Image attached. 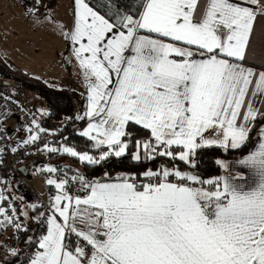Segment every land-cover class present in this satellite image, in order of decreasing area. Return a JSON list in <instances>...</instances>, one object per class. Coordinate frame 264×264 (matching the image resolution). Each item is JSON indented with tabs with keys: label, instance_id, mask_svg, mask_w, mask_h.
Instances as JSON below:
<instances>
[{
	"label": "snow or ice",
	"instance_id": "obj_1",
	"mask_svg": "<svg viewBox=\"0 0 264 264\" xmlns=\"http://www.w3.org/2000/svg\"><path fill=\"white\" fill-rule=\"evenodd\" d=\"M31 2L25 12L39 19L40 0ZM258 15L264 18V0H106L99 7L74 0L63 36L88 89L76 119L87 120L79 135L99 154L44 149L97 165L128 154L129 128L137 126L148 135L134 141L132 160L167 157L190 171L162 165L143 179L50 177L56 194L40 214L46 230L28 237L36 249L28 264H264V127L238 161L247 174L203 179L194 171L198 150L241 149L264 122V63L247 66ZM32 124L25 145L46 132ZM73 184L83 195L71 194ZM11 211L0 207V217L27 231Z\"/></svg>",
	"mask_w": 264,
	"mask_h": 264
},
{
	"label": "crops",
	"instance_id": "obj_2",
	"mask_svg": "<svg viewBox=\"0 0 264 264\" xmlns=\"http://www.w3.org/2000/svg\"><path fill=\"white\" fill-rule=\"evenodd\" d=\"M91 2L95 3L97 7H99L100 4L106 2V0H91ZM121 2H127V0H121ZM15 5L21 4L17 0H0V19L6 18V16H9V14L11 16L14 14L15 17L18 18L19 15ZM252 7L255 8V6ZM104 10L107 11V9ZM73 13L74 0H57L54 7L49 10V15L55 18L54 22L44 21L40 23L43 25L42 27L38 25V28L34 29V32H32L33 35L37 34L34 36V38L40 36V34L42 33L41 35H43L47 43V50H50L44 52V55H47L49 58H51V61L47 62L46 60H44V55L41 64L36 58H32L35 55L43 54V52L37 53L34 51L33 48L35 44H31V41L28 39V36L31 35L30 32L24 33L20 27H15L14 25H11L10 37L13 39L15 45L11 50L10 57L13 62H16V66L21 72L27 74L28 76L38 78L50 89L59 92L67 91L73 94L75 97H82L84 99V114L87 105V83L84 78L83 70L79 67V62L76 60L73 54L71 45L63 36V32L69 31L72 27ZM59 25H64L65 27L61 28L59 27ZM56 36L58 37L59 41L58 47H56ZM24 54H26L25 57ZM262 55H264V18H261L258 15L252 43V52L249 55L247 66L251 67L264 63V60H262L261 58ZM17 57H20V59H18ZM66 58L69 60L68 63L66 62ZM44 69H47V71H45ZM48 84L54 85L49 86ZM34 99L36 101H34ZM32 100V108L34 107V111L37 112L38 110L36 109L34 103L39 102L42 106L43 103L41 102V99L36 96H33ZM43 108L45 109L44 106ZM37 114L39 115L38 112ZM46 114L47 112H45L44 115L46 116ZM37 117L35 116L36 121L40 125V127L47 128L41 125ZM0 122L8 131V146L4 151L6 160L10 161L9 159L12 155L11 153L13 152L12 149H17L19 146L25 145L23 144V141L30 135L28 131L30 126L24 125L11 109H7L6 107L2 106H0ZM85 122L86 124L84 128L87 126L86 119ZM261 127H264V123ZM257 132L256 146L258 145ZM29 144L31 145V149L29 150L28 155L19 165L17 171L12 175L8 184V193L10 192V188L12 192V194L9 195L13 200L17 199L19 202V204H17V206H20L18 212L19 219L27 229V231L22 234V237H24L23 235L26 234L27 236L24 239L27 242L28 237H33L37 226L44 220L43 217H40V214H48L50 212L51 199H49V186L47 184V180L50 177H45L44 174H51V178H58L55 174L62 173V171L67 172L68 169L77 174L81 172L80 165L81 163H83L80 162L77 158L71 157L70 155L63 153L62 151L57 153H49L42 146L37 145V141L35 143ZM63 146L72 147L76 150L75 146L61 139L60 143L56 147L62 148ZM92 149L97 150L94 147H92ZM134 151L135 145L133 140V143L129 146V153H133ZM86 152L91 154L90 151ZM242 158L243 157L236 160H221L225 164H227L228 167H221L222 173L220 176L228 175L230 172L232 174H235L236 172L241 171L247 174V169H245L238 163V161ZM47 166L56 167L61 171H58L57 173L39 171L40 169H44ZM123 175L129 174L116 173L111 176L103 175L97 180L115 181L117 177ZM0 196L2 195L0 194ZM32 205H35L36 207L33 208ZM24 212H27V217L22 214ZM38 217L40 219H37ZM0 219H2L1 221H3V223L0 224V228L6 237L5 241L2 242L0 240V244L3 245V248L0 249V253L3 254L2 251H4L5 256L8 257L7 261H9L15 258V256H17L18 254V246L15 245V240L18 237V233L12 225L8 224L7 221L4 220V217H1ZM12 250L16 251L17 254L15 256L11 254Z\"/></svg>",
	"mask_w": 264,
	"mask_h": 264
},
{
	"label": "trees",
	"instance_id": "obj_3",
	"mask_svg": "<svg viewBox=\"0 0 264 264\" xmlns=\"http://www.w3.org/2000/svg\"><path fill=\"white\" fill-rule=\"evenodd\" d=\"M57 0H49V2L43 4V10L40 17L45 16L46 13L54 7ZM25 8H32V2L29 0H23L22 4ZM39 8V4L37 5ZM17 74V75H16ZM20 74V75H19ZM22 72L16 71V73L10 71V68L3 62L0 57V89L6 91L16 98L21 99L32 112L34 111L33 97L30 102L27 98V94L36 96L41 99L43 106L47 109L46 116L37 117V112L35 116L38 118L41 125L53 130L55 134H58L61 139L75 146L78 152L91 151L93 144L86 137L79 135V132L84 128L86 122L85 120H77V116H82L84 111V99L82 97H75L73 94L67 91H54L50 89L45 84L38 82L37 80H29V78L24 77ZM32 104V105H31ZM264 122L257 121L256 128L251 133V139L249 143L237 150L224 151L219 148H204L198 150V156L196 157L198 166L194 170L197 175H200L203 179L213 178L215 176H220L222 173V168L216 163L217 160H236L244 155H247L256 146V132L262 126ZM129 131L132 132V138L136 139H147V132L139 129L136 126H131ZM132 153L126 154L123 157H109L107 160L102 161L97 165H87L81 163V172L79 174L83 175L86 179L90 181L97 180L103 175L111 176L116 173H126L129 175H135L138 179H143L142 173L149 169L155 171L162 165L164 167H172L175 165L181 170L190 171L182 162L176 160L173 161L167 157H157L155 160H141L134 161L131 157ZM15 173V172H14ZM14 173L10 174V179ZM62 173L68 174L70 177L73 176V171L68 169L62 171ZM10 181V180H9ZM9 194H12L11 188ZM13 197V196H12ZM14 198V197H13ZM15 204H19L17 199H14ZM18 212L20 206L18 205ZM21 237V241L18 244V254L12 260L5 262V264H12L17 260L23 251L28 249H34L35 247L25 241L26 234ZM34 237V234H33ZM32 237V238H33ZM74 239V237H73ZM0 247H3L0 244Z\"/></svg>",
	"mask_w": 264,
	"mask_h": 264
},
{
	"label": "built area",
	"instance_id": "obj_4",
	"mask_svg": "<svg viewBox=\"0 0 264 264\" xmlns=\"http://www.w3.org/2000/svg\"><path fill=\"white\" fill-rule=\"evenodd\" d=\"M0 106L6 107L7 109H11L24 125L34 127L32 121L33 119L36 120V118L32 110L20 99L16 98L14 95L6 91H3L1 89H0ZM44 129L46 130V132L40 133V139L37 141V145L42 146L43 148L45 144H48L51 147L58 146V144L61 141L60 136L58 134H55V132L49 128H44ZM8 140H9L8 131L6 130L4 125L0 122V194L2 195V197H4V199H2L0 202V207L5 208L7 210L8 215H12L11 210L12 208H14L15 215L19 217L18 207L8 193V184L10 180V174L17 171L19 165L28 155L29 150L31 149V145L27 144V145L19 146L15 152L11 153L12 155L9 159L10 161H7L4 150L8 146ZM90 152L92 155L99 154V150L92 149ZM55 175L58 178L65 177V173H58ZM44 176L49 178L51 177V174L45 173ZM67 176L70 177L68 174ZM48 186H49V199H51V196H54L56 194V189L54 188V186L51 185ZM70 191L72 195H78V194L83 195V193L79 192L78 184L71 185ZM1 220L2 219H0V221ZM45 230H46V225L44 224V220H43L36 228L33 241H35L40 235H42ZM16 232L18 233L17 234L18 237L15 240L16 243L14 242L15 245L20 243V241L22 240L21 239L22 234L25 231L16 230ZM5 238H6L5 234L2 232L0 228V240L3 242L6 240ZM35 250L36 249L34 248L23 251L20 257L17 260H15L12 264H28L29 257L35 252Z\"/></svg>",
	"mask_w": 264,
	"mask_h": 264
},
{
	"label": "rangeland",
	"instance_id": "obj_5",
	"mask_svg": "<svg viewBox=\"0 0 264 264\" xmlns=\"http://www.w3.org/2000/svg\"><path fill=\"white\" fill-rule=\"evenodd\" d=\"M21 5H15L16 6V10L18 11V18L15 17V15L13 14L12 16L9 14V16H6V18L4 19H0V57L2 58L3 62H5V64L10 68V71L16 73V71H20L19 68L16 66V62H13L11 60V57H10V54H11V50L12 48L14 47L15 43L13 42V39L10 37V34H11V25H14L15 27H20L24 33H31L30 36H28V39L31 41V44L34 43L35 46H34V51L35 52H43V54H38V55H35L34 57H31L32 58H36L40 64L42 63V59H43V55H44V52L46 51H50V50H47V43L43 37V35L40 34V36L38 37H35V35L32 34V32H34V29H37L38 28V25L39 26H43L42 22L44 21H48L45 19L46 16L49 15V11L46 13L45 16H42V17H39V19H37L36 16H29L26 14L25 12V7L22 5L23 4V0H17ZM27 2L29 0H26ZM48 3L49 0H40V3H39V12H42L43 10V4L45 3ZM13 12H14V8H13ZM23 17V19H22ZM57 37V36H56ZM58 44H59V41H58V37H57V40H56V47H58ZM26 56V54H24V57ZM18 59H20V57H17ZM28 60V58H27ZM27 60H26V63H27ZM44 60H46L47 62L51 61V58H49L47 55H44ZM43 60V62H44ZM66 62L68 63L69 60L66 58ZM44 66V65H43ZM45 70V69H44ZM47 71V69L45 70ZM21 72V71H20ZM23 73V72H22ZM24 74V73H23ZM17 75V74H16ZM20 75V74H19ZM26 76V78H29V80H37L38 78H35V77H31V76H28L27 74H24ZM38 82H41V80H37ZM46 81V80H44ZM42 83V82H41ZM49 86H52L54 84H48ZM32 95L31 94H27V98L29 99V101L31 102L32 100ZM21 100V99H20ZM34 101H36L34 99ZM33 102V101H32ZM35 104V107L36 109L38 110L37 112L39 113L38 115V118L40 119V116H45V112H47V109L43 108V106L41 105V103H34ZM14 201V200H13ZM21 236V234H20ZM8 242V241H6ZM18 246V244H16ZM3 248V247H0V249ZM2 253H0V264H3L6 262V260L8 259V257L5 256V253L4 251H2ZM10 255V254H9Z\"/></svg>",
	"mask_w": 264,
	"mask_h": 264
},
{
	"label": "water",
	"instance_id": "obj_6",
	"mask_svg": "<svg viewBox=\"0 0 264 264\" xmlns=\"http://www.w3.org/2000/svg\"><path fill=\"white\" fill-rule=\"evenodd\" d=\"M31 1V0H30Z\"/></svg>",
	"mask_w": 264,
	"mask_h": 264
}]
</instances>
